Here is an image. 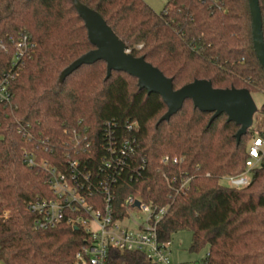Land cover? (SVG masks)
<instances>
[{"label": "trees", "instance_id": "16d2710c", "mask_svg": "<svg viewBox=\"0 0 264 264\" xmlns=\"http://www.w3.org/2000/svg\"><path fill=\"white\" fill-rule=\"evenodd\" d=\"M78 1L98 12L133 56L171 78L175 90L207 80L215 89L264 93L248 0H170L161 13L143 0ZM24 35L33 48L15 67L12 41ZM0 41L7 46L0 50V80L10 74L12 95L9 104L0 102V263L77 264L84 245L83 233L68 225L34 227L29 203L52 193L48 173L28 166L25 151L60 170L70 154L97 183L109 148L130 141L134 151L113 172V205L121 216L130 196L165 207L160 241L188 231L189 252L208 249L204 264H264V148L247 187L221 184L246 171L248 142H264V131L251 128L238 143L239 127L225 114L209 124L213 114L191 100L160 123L167 112L162 98L140 90L126 73L106 79L103 61L60 82L64 69L94 49L72 0H0ZM258 113L264 116V103ZM74 132L89 142L86 151ZM110 256L112 264H152L136 252Z\"/></svg>", "mask_w": 264, "mask_h": 264}, {"label": "built area", "instance_id": "2783aa9c", "mask_svg": "<svg viewBox=\"0 0 264 264\" xmlns=\"http://www.w3.org/2000/svg\"><path fill=\"white\" fill-rule=\"evenodd\" d=\"M12 44L16 51V60L12 66L16 67L18 61L29 55L33 44L27 35L17 41L13 40ZM0 50H7L2 41ZM10 77L9 73H5L0 80V102L6 104L12 98L9 92ZM74 135L76 145L86 151L90 146L89 142L77 136L76 132ZM133 148L130 141H125L118 150L110 147L112 154L105 158L100 168L105 176L97 183L91 181V172L80 160L72 158L70 154L66 155L63 170L51 166L48 160L40 158L34 152L25 151L23 154V160L28 166L48 173V185L52 193L50 198H38L29 203L28 209L34 215V227L37 230H50L60 225H68L81 231L85 238L84 245L76 254L77 264H112V250L143 254L152 264H170V242L160 241L158 235V226L166 208L157 210L156 207L130 196L123 204L125 213L121 216L113 205L115 195L112 189L116 181L113 172L126 163L127 157L134 151ZM263 148L264 142L261 138L252 140L248 149L246 171L224 178L226 186L242 189L250 184L251 171L260 165ZM76 153H79V149ZM185 188L187 182L180 187L181 190ZM136 201H139V207L135 206ZM134 211L145 212L147 219L142 223L132 220V225L127 224Z\"/></svg>", "mask_w": 264, "mask_h": 264}, {"label": "water", "instance_id": "95a60500", "mask_svg": "<svg viewBox=\"0 0 264 264\" xmlns=\"http://www.w3.org/2000/svg\"><path fill=\"white\" fill-rule=\"evenodd\" d=\"M252 18L253 46L261 68L264 71V33L263 19L259 0H248ZM73 5L87 29L88 39L94 49L82 55L63 70L60 82L74 73L81 66H91L103 61L106 64L109 79L112 72H123L137 79L140 90L148 94H158L167 112L160 123L169 121L177 114L187 100L201 112L212 113L211 124L218 116L225 114L228 122L239 127L236 140L239 143L253 125V117L259 108L247 89H215L207 80H195L175 90L173 80L167 78L158 68L148 63L144 57H135L127 45L115 34L103 17L95 10L72 0ZM140 206L139 201L135 203Z\"/></svg>", "mask_w": 264, "mask_h": 264}, {"label": "rangeland", "instance_id": "374dc122", "mask_svg": "<svg viewBox=\"0 0 264 264\" xmlns=\"http://www.w3.org/2000/svg\"><path fill=\"white\" fill-rule=\"evenodd\" d=\"M146 2L156 13H161L170 0H143ZM252 98L258 108L264 103V93L256 92L252 93ZM252 128L256 132L264 131V116L260 113H255L253 117ZM251 141L248 142L250 146ZM221 184L226 186V181L222 180ZM130 221L127 224L132 225V220L137 223L144 222L148 215L142 211H134L131 214ZM129 220V219H128ZM126 223V222H125ZM192 241V233L188 231H180L172 235L170 241V254L169 262L170 264H204V260L208 253V249H204L199 253L189 252V248ZM2 264V263H0Z\"/></svg>", "mask_w": 264, "mask_h": 264}]
</instances>
